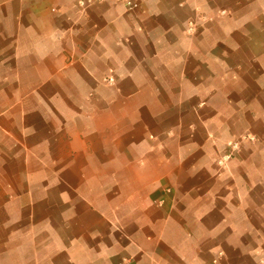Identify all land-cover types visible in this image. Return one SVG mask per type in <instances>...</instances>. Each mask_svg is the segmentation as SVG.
<instances>
[{
  "label": "crops",
  "instance_id": "crops-1",
  "mask_svg": "<svg viewBox=\"0 0 264 264\" xmlns=\"http://www.w3.org/2000/svg\"><path fill=\"white\" fill-rule=\"evenodd\" d=\"M79 1L0 0V264H262L264 0Z\"/></svg>",
  "mask_w": 264,
  "mask_h": 264
},
{
  "label": "built area",
  "instance_id": "built-area-1",
  "mask_svg": "<svg viewBox=\"0 0 264 264\" xmlns=\"http://www.w3.org/2000/svg\"><path fill=\"white\" fill-rule=\"evenodd\" d=\"M105 1L106 0H80L78 2V5L80 7H84L85 5H90V4H94V3H102V2H105ZM111 1L118 2V1H121V0H111ZM125 7H126L127 10H134L137 7V3L135 1H132V0H127V1H125ZM222 13H224V12H222ZM198 17L201 18V19L205 18L204 16H200V15ZM194 26H195V21L189 20L188 21V25H187V30L188 31H192L194 29ZM107 81L112 83L113 82V78L112 77H108ZM220 255H223V254L220 253ZM261 263L264 264V257L261 258Z\"/></svg>",
  "mask_w": 264,
  "mask_h": 264
},
{
  "label": "rangeland",
  "instance_id": "rangeland-1",
  "mask_svg": "<svg viewBox=\"0 0 264 264\" xmlns=\"http://www.w3.org/2000/svg\"><path fill=\"white\" fill-rule=\"evenodd\" d=\"M211 1V0H210ZM222 12H224V13H222ZM226 13V11L225 10H219V14L220 15H224ZM248 138V136L247 135H240V136H238L237 138H235V139H233L232 141H230V142H228L227 144H226V147H231L232 149H234L235 147L238 149V148H240V146H242V144H241V142L243 141V140H245V139H247ZM228 155H229V153H228ZM228 155H226V156H228ZM223 158H225V156L223 157Z\"/></svg>",
  "mask_w": 264,
  "mask_h": 264
}]
</instances>
